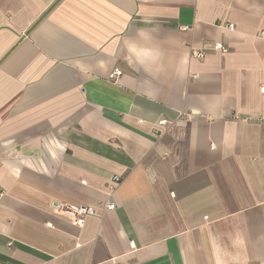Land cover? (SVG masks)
Returning a JSON list of instances; mask_svg holds the SVG:
<instances>
[{"label": "crops", "instance_id": "crops-1", "mask_svg": "<svg viewBox=\"0 0 264 264\" xmlns=\"http://www.w3.org/2000/svg\"><path fill=\"white\" fill-rule=\"evenodd\" d=\"M261 31L264 0H0V264H264Z\"/></svg>", "mask_w": 264, "mask_h": 264}, {"label": "built area", "instance_id": "built-area-1", "mask_svg": "<svg viewBox=\"0 0 264 264\" xmlns=\"http://www.w3.org/2000/svg\"><path fill=\"white\" fill-rule=\"evenodd\" d=\"M228 28L232 31H234L236 28L233 24H230ZM258 37L264 39V31H261L258 33ZM227 48L219 43L214 42H208L204 45L202 49H195L191 48V56L197 60H204L207 56V53L209 51H221V52H227ZM122 74V72L119 69H115L109 76L110 80L116 79ZM192 114H185L183 113L180 120L188 121L192 119ZM174 122L169 121L167 119L160 120L157 124L158 131L162 132V130L169 127ZM121 178L119 176H115L112 181V185L110 186V190L114 191L117 187V185L120 183ZM57 207L60 208L63 212H65L69 217L72 218L73 222L77 225L82 227L89 217H101L102 214L109 210H115L116 204L115 203H109V204H103L101 206V209L85 206V205H67V204H57ZM112 264H117L115 262H112Z\"/></svg>", "mask_w": 264, "mask_h": 264}]
</instances>
